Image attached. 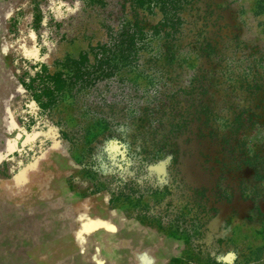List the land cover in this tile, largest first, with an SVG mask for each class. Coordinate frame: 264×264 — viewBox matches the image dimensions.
Masks as SVG:
<instances>
[{
	"label": "rangeland",
	"instance_id": "rangeland-1",
	"mask_svg": "<svg viewBox=\"0 0 264 264\" xmlns=\"http://www.w3.org/2000/svg\"><path fill=\"white\" fill-rule=\"evenodd\" d=\"M30 146L181 234L191 264H264V0H7ZM0 234V264H60Z\"/></svg>",
	"mask_w": 264,
	"mask_h": 264
},
{
	"label": "crops",
	"instance_id": "crops-1",
	"mask_svg": "<svg viewBox=\"0 0 264 264\" xmlns=\"http://www.w3.org/2000/svg\"><path fill=\"white\" fill-rule=\"evenodd\" d=\"M7 0H0V7ZM0 32V234L25 253L50 250L60 264H191L181 234L152 225L133 202L86 191L75 155L30 146L27 100L13 48Z\"/></svg>",
	"mask_w": 264,
	"mask_h": 264
}]
</instances>
